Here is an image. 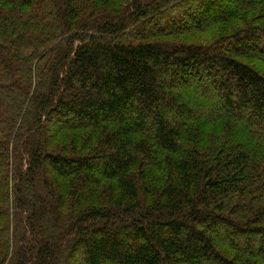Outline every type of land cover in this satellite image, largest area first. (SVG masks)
I'll return each instance as SVG.
<instances>
[{
	"label": "trees",
	"instance_id": "1",
	"mask_svg": "<svg viewBox=\"0 0 264 264\" xmlns=\"http://www.w3.org/2000/svg\"><path fill=\"white\" fill-rule=\"evenodd\" d=\"M248 60L264 0H0V264H264Z\"/></svg>",
	"mask_w": 264,
	"mask_h": 264
},
{
	"label": "rangeland",
	"instance_id": "2",
	"mask_svg": "<svg viewBox=\"0 0 264 264\" xmlns=\"http://www.w3.org/2000/svg\"><path fill=\"white\" fill-rule=\"evenodd\" d=\"M215 33H218L217 30H213L211 29L207 34L208 35H203V34H199V33H196V34H192V35H187V36H183L181 38H179L181 41H184V42H187V43H193V42H197L199 44H202V45H206L207 42L211 41L213 39V37L215 38L216 35ZM214 34V35H213ZM248 62L250 64H252L257 70H259L261 73L264 74V62H260V61H254V60H248ZM57 126H58V123L54 122L53 120L49 121L48 125H47V129L50 133H54L55 131H58L57 129ZM36 237V236H35ZM72 237L73 235L72 234H69L68 236L67 235H64L63 238L64 239H61L59 240V242H56L55 244L58 246V245H61L62 247H64L63 250H65L67 247H69L71 245V248H72ZM35 239V242L37 244L40 243V239L39 237H36L34 238ZM39 239V240H38ZM70 248V250H71ZM68 251V250H67ZM76 254V253H75ZM61 255L62 252H61ZM64 255H65V252H64ZM33 259V258H32ZM35 263H37L36 261H34ZM63 262V261H62ZM80 259L77 255L75 256H72L71 257V260L69 261V263L67 264H80ZM64 263V262H63Z\"/></svg>",
	"mask_w": 264,
	"mask_h": 264
}]
</instances>
